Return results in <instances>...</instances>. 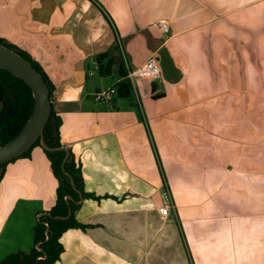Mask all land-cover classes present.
Segmentation results:
<instances>
[{"label":"crops","instance_id":"0c3cea01","mask_svg":"<svg viewBox=\"0 0 264 264\" xmlns=\"http://www.w3.org/2000/svg\"><path fill=\"white\" fill-rule=\"evenodd\" d=\"M0 39L48 76L62 142L104 197L83 200L92 227L63 235L56 264H264V0H0ZM152 57L160 78L95 101L123 61ZM240 95L252 107L237 113ZM58 184L41 147L5 167L0 261L33 250ZM166 187L175 208L161 218Z\"/></svg>","mask_w":264,"mask_h":264},{"label":"trees","instance_id":"16d2710c","mask_svg":"<svg viewBox=\"0 0 264 264\" xmlns=\"http://www.w3.org/2000/svg\"><path fill=\"white\" fill-rule=\"evenodd\" d=\"M0 43L14 50L27 60L31 61L34 67L42 74L52 95L53 86L48 76L40 65L32 60L27 54L18 50L17 47L6 44L0 39ZM98 70L101 76L113 75L114 60L108 54H100L96 57ZM128 71L125 62L119 68L120 82L115 86L117 94L115 99H131L134 96V86L128 78ZM174 72H179L174 69ZM153 93L156 92V85L153 84ZM0 88L3 90V97L0 101V146L4 145L23 130L30 116L32 115L35 100L31 88L20 78L0 68ZM164 94L153 95L154 99L162 98ZM62 119L53 109L51 117L44 131V138L47 145L55 150L48 151L42 148L38 141L32 149L23 154L20 158H30L32 151L41 147L51 163L54 176L58 180L56 204L44 215L35 227V247L29 253H15L0 264H56L65 250L61 241L63 235L71 229L86 231L91 225H85L77 220L76 214L81 209V195L84 200L94 199L101 201L104 197L86 191L85 179L82 164L76 160L72 150L65 146L61 139L60 128ZM62 147L69 149V156ZM67 158V160H66ZM66 160L65 164L64 161ZM10 163V162H9ZM9 163L2 166L6 167ZM68 174V175H67ZM4 172L0 175V183L3 180ZM75 183V187L72 184ZM71 197L68 200V197ZM72 212L69 216V212ZM68 217V218H66ZM47 224L49 226H47Z\"/></svg>","mask_w":264,"mask_h":264},{"label":"water","instance_id":"95a60500","mask_svg":"<svg viewBox=\"0 0 264 264\" xmlns=\"http://www.w3.org/2000/svg\"><path fill=\"white\" fill-rule=\"evenodd\" d=\"M0 68L22 79L31 88L35 100L32 115L23 130L13 140L0 146V164L4 165L20 158L23 154L32 149L38 141H40L43 149L48 151L55 150L47 145L44 138V131L53 110V103L49 87L42 74L34 67L31 61L2 43H0ZM2 95L3 90L0 88V97H2ZM61 149L67 152L68 158L69 149L67 147H62ZM4 169V166L0 168V175L3 174ZM72 184L75 187L73 180ZM70 199L71 197L69 196L68 200ZM83 200L84 198L81 195L80 203L83 202ZM71 213L70 211L69 216ZM47 226L49 225L47 224Z\"/></svg>","mask_w":264,"mask_h":264},{"label":"built area","instance_id":"2783aa9c","mask_svg":"<svg viewBox=\"0 0 264 264\" xmlns=\"http://www.w3.org/2000/svg\"><path fill=\"white\" fill-rule=\"evenodd\" d=\"M158 26L165 33L169 32L168 24L166 22L158 23ZM128 78L131 80L134 88L135 82L138 78H148L151 80H156L161 76V68L158 61L152 57L149 58L141 67L132 69L128 68ZM116 88H110L95 94V101L99 103H104L107 105H112L116 97ZM175 206L171 198V193L169 188H165V201L161 207L158 208V214L161 218H167L174 210Z\"/></svg>","mask_w":264,"mask_h":264},{"label":"rangeland","instance_id":"374dc122","mask_svg":"<svg viewBox=\"0 0 264 264\" xmlns=\"http://www.w3.org/2000/svg\"><path fill=\"white\" fill-rule=\"evenodd\" d=\"M143 79H146V80H150L148 78H143ZM136 82H138V80H136ZM137 86V84H136ZM136 95V94H135ZM252 104V101L250 100L249 97H246L245 95H240V96H237V113H241V112H244L245 110H248L249 108H251ZM259 104V102H258ZM261 104L260 106H258V108L260 109L261 108ZM246 114V113H244ZM247 117V118H250L249 120L251 121L252 119H254L256 121V126H258L259 124V119H257V117H249L247 115H241L239 120H238V124L241 125L242 122L244 121V117ZM245 117V119H246Z\"/></svg>","mask_w":264,"mask_h":264},{"label":"flooded vegetation","instance_id":"af4514ba","mask_svg":"<svg viewBox=\"0 0 264 264\" xmlns=\"http://www.w3.org/2000/svg\"><path fill=\"white\" fill-rule=\"evenodd\" d=\"M2 97H3V95H2ZM2 97H0V101H1Z\"/></svg>","mask_w":264,"mask_h":264}]
</instances>
